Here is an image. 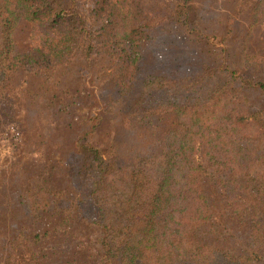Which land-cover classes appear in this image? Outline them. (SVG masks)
I'll return each mask as SVG.
<instances>
[{
  "label": "trees",
  "instance_id": "16d2710c",
  "mask_svg": "<svg viewBox=\"0 0 264 264\" xmlns=\"http://www.w3.org/2000/svg\"><path fill=\"white\" fill-rule=\"evenodd\" d=\"M14 211L24 264H264V0H0Z\"/></svg>",
  "mask_w": 264,
  "mask_h": 264
},
{
  "label": "rangeland",
  "instance_id": "374dc122",
  "mask_svg": "<svg viewBox=\"0 0 264 264\" xmlns=\"http://www.w3.org/2000/svg\"><path fill=\"white\" fill-rule=\"evenodd\" d=\"M259 36L256 35L255 37L252 38L251 44L249 45V51L248 53L251 55L252 58H256L257 56H259V54H261V49H259L258 45L260 44L259 41ZM87 81H88V86L89 88L93 89L95 92L97 91V88H94L93 85H91V80L90 77H87ZM101 107H96L94 109V115L95 118L96 117H100L101 115ZM26 163V167L25 169L22 171V175H20L18 177V179H13L10 178L8 180V189L4 192L8 193L10 196V199L14 200L16 199V194H15V190L18 189L19 187V181H23L24 177L25 179H27V175L30 174V169H32V167L34 166L33 162L31 160H28L25 162ZM66 187H68V183L66 184ZM77 190L75 187H71L70 193H75L76 194ZM16 201V200H15ZM4 201H2L3 203ZM87 214L92 215L94 213V209L92 207L91 204H87V208L85 209ZM6 213V212H5ZM8 213V212H7ZM7 215H9L8 217H4L3 220H0V264H3L4 261L10 257L13 256L15 258V263L14 264H24L25 260H24V253L21 251V249L19 247H17V245L15 244L16 241L14 242L13 238L14 237H18L19 234L21 232H24L25 234L29 235V228H26L27 225L30 224L31 222V217L30 218H24L22 216V214H19L17 212H13V213H8ZM6 215V216H7ZM24 219V220H23ZM35 220V219H34ZM45 222L46 220H43L42 224V229L43 231L50 229L48 226H45ZM95 228V227H93ZM91 229V228H90ZM33 230V229H32ZM92 231L89 230L88 232ZM90 237L85 239L84 241V249H87L89 252V255L86 259L87 264H102V262L99 260V254H100V249H101V236L100 233L97 231H92L90 233ZM30 237V236H28ZM50 241L51 238H49L47 240L48 245L45 246V248H50ZM44 248V247H43ZM67 252V246L66 245H62L59 247V254L60 256L56 259L57 264H65V260L66 258L64 257V253ZM45 253L50 254L51 252L49 250H45ZM49 260L45 261L48 262ZM52 264H54V258H52Z\"/></svg>",
  "mask_w": 264,
  "mask_h": 264
}]
</instances>
